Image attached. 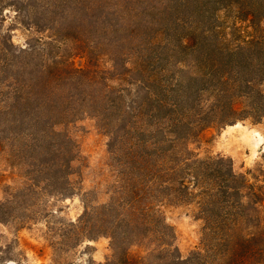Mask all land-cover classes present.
<instances>
[{
  "label": "trees",
  "instance_id": "trees-1",
  "mask_svg": "<svg viewBox=\"0 0 264 264\" xmlns=\"http://www.w3.org/2000/svg\"><path fill=\"white\" fill-rule=\"evenodd\" d=\"M228 17L254 33L228 32ZM7 20L0 165L33 200L65 195L71 128L91 119L108 137V199L86 193L67 241L108 237L104 264H264V179L193 149L207 129L264 120V0H0ZM18 25L29 34L21 47L10 34ZM10 203L0 202V220ZM178 206L202 222L186 259L165 215Z\"/></svg>",
  "mask_w": 264,
  "mask_h": 264
},
{
  "label": "rangeland",
  "instance_id": "rangeland-1",
  "mask_svg": "<svg viewBox=\"0 0 264 264\" xmlns=\"http://www.w3.org/2000/svg\"><path fill=\"white\" fill-rule=\"evenodd\" d=\"M5 13L7 19L13 16L11 12ZM225 19L228 32L234 26L237 35L254 33L248 22L234 17ZM10 25L9 20L0 23V31ZM10 32L16 46L26 44L29 34L25 28L14 26ZM75 63L83 67L85 60L77 58ZM70 133L77 161L73 164L71 188L65 195L52 194L33 200L23 180L6 165H0V202L7 199L11 202L3 210L4 220H0V264H104L111 256V240L106 236L93 234L92 238H82L76 243L66 240L72 232L70 223L77 222L84 213L86 193L92 194L94 204L102 203L108 199L111 182L105 165L108 137L96 122L79 121ZM193 149L201 158L231 159L237 173L264 179V120L246 119L223 128L207 129ZM165 215L175 233L171 243L186 259L200 246L202 222L188 206L169 207ZM139 249L132 250L134 257L139 255Z\"/></svg>",
  "mask_w": 264,
  "mask_h": 264
}]
</instances>
